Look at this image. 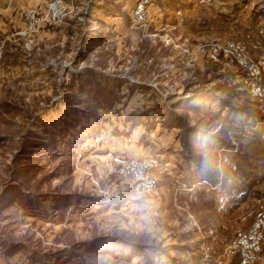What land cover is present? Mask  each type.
I'll list each match as a JSON object with an SVG mask.
<instances>
[{
    "label": "rangeland",
    "instance_id": "374dc122",
    "mask_svg": "<svg viewBox=\"0 0 264 264\" xmlns=\"http://www.w3.org/2000/svg\"><path fill=\"white\" fill-rule=\"evenodd\" d=\"M228 37L264 56V0H0V264H236L264 96ZM115 154L154 156L156 185Z\"/></svg>",
    "mask_w": 264,
    "mask_h": 264
},
{
    "label": "built area",
    "instance_id": "2783aa9c",
    "mask_svg": "<svg viewBox=\"0 0 264 264\" xmlns=\"http://www.w3.org/2000/svg\"><path fill=\"white\" fill-rule=\"evenodd\" d=\"M135 18L141 19L140 10H135ZM221 50L225 56L234 62L245 73V81L250 90L257 95L264 96V83L260 80L264 75V56L254 57L246 45L237 39L226 38L221 43ZM110 166L121 175H129L138 190H148L158 181V163L154 156L133 157L115 154L108 160ZM264 236V215L255 216L246 229L239 232L233 239L231 246L237 252L238 264H252L255 254L259 251Z\"/></svg>",
    "mask_w": 264,
    "mask_h": 264
},
{
    "label": "trees",
    "instance_id": "16d2710c",
    "mask_svg": "<svg viewBox=\"0 0 264 264\" xmlns=\"http://www.w3.org/2000/svg\"><path fill=\"white\" fill-rule=\"evenodd\" d=\"M242 72V71H240ZM234 115V118L233 120L237 122L238 120V115L237 114H233ZM186 128H191V127H186ZM189 167V166H188ZM199 171V164H196V166L194 165V168L190 170V172L185 176L184 180H190V179H194L196 174H198L197 172ZM192 181V180H190ZM236 253V259L238 260V256H237V252L235 251ZM69 257V255H67V258Z\"/></svg>",
    "mask_w": 264,
    "mask_h": 264
},
{
    "label": "crops",
    "instance_id": "0c3cea01",
    "mask_svg": "<svg viewBox=\"0 0 264 264\" xmlns=\"http://www.w3.org/2000/svg\"><path fill=\"white\" fill-rule=\"evenodd\" d=\"M237 262V261H236ZM258 264V263H262L264 264V238L263 241H261V246L258 252H256L255 254V261L253 264ZM238 264V263H236Z\"/></svg>",
    "mask_w": 264,
    "mask_h": 264
}]
</instances>
